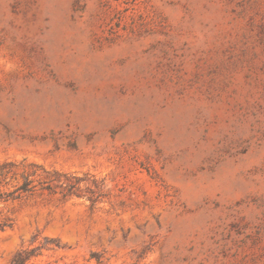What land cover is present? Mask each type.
Listing matches in <instances>:
<instances>
[{
  "label": "rangeland",
  "instance_id": "374dc122",
  "mask_svg": "<svg viewBox=\"0 0 264 264\" xmlns=\"http://www.w3.org/2000/svg\"><path fill=\"white\" fill-rule=\"evenodd\" d=\"M4 162L0 264H264V0H0Z\"/></svg>",
  "mask_w": 264,
  "mask_h": 264
},
{
  "label": "trees",
  "instance_id": "16d2710c",
  "mask_svg": "<svg viewBox=\"0 0 264 264\" xmlns=\"http://www.w3.org/2000/svg\"><path fill=\"white\" fill-rule=\"evenodd\" d=\"M10 165H12L11 162H4L0 166L2 168H4V167L10 166ZM34 174H35V172L33 171L29 175L34 176ZM29 175H23L21 183H19L18 185L14 186L11 190L2 189V185L0 183V201H7L9 199L18 198L23 193L31 192L33 187H34V185H30L33 180L29 179ZM43 187L47 188V189H50V184L46 183ZM15 260H16L15 261L16 264H20L21 263V259L19 257H17V259L15 258Z\"/></svg>",
  "mask_w": 264,
  "mask_h": 264
}]
</instances>
